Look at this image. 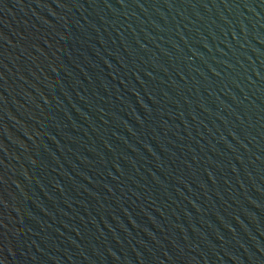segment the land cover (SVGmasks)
I'll return each mask as SVG.
<instances>
[{
  "label": "water",
  "instance_id": "obj_1",
  "mask_svg": "<svg viewBox=\"0 0 264 264\" xmlns=\"http://www.w3.org/2000/svg\"><path fill=\"white\" fill-rule=\"evenodd\" d=\"M0 264H264V0H0Z\"/></svg>",
  "mask_w": 264,
  "mask_h": 264
}]
</instances>
